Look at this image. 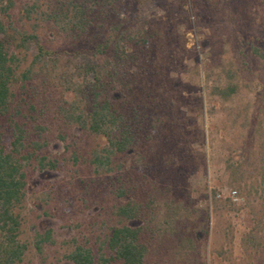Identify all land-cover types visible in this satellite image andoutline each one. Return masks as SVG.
<instances>
[{
	"label": "rangeland",
	"instance_id": "obj_1",
	"mask_svg": "<svg viewBox=\"0 0 264 264\" xmlns=\"http://www.w3.org/2000/svg\"><path fill=\"white\" fill-rule=\"evenodd\" d=\"M62 1L0 0L5 26L34 34L45 49L61 52L48 58L53 72L27 84L50 107L70 97L69 81H83L87 70L104 60L62 53L77 44L40 17L41 10ZM119 10L134 26L160 28V40L141 55L143 75L152 78V85L133 99L138 104L147 95L151 113L165 123L176 119L180 132L179 159L155 177L145 172V165L153 161L146 158L158 142L149 149L144 143L145 160L140 162L137 153L113 157L114 164L137 163L146 189L157 196L156 214L143 230L150 263L264 264V0H125L121 9H112L108 26ZM17 53L22 70L36 50L29 44ZM227 86L236 87L229 99L215 94L214 89ZM110 99L126 108L132 94L112 91ZM48 123L45 152L64 160L59 158L58 170L27 168L18 209L19 239L27 247L22 264H70L65 255L105 235L114 224L112 208L120 202L107 193L106 174L94 175L82 160L70 158L74 141L84 151L104 142L65 130L70 146L64 150L57 138L59 123ZM48 230L50 239L44 240Z\"/></svg>",
	"mask_w": 264,
	"mask_h": 264
},
{
	"label": "trees",
	"instance_id": "obj_2",
	"mask_svg": "<svg viewBox=\"0 0 264 264\" xmlns=\"http://www.w3.org/2000/svg\"><path fill=\"white\" fill-rule=\"evenodd\" d=\"M124 4L125 0H66L41 10L43 22L51 24L59 36L77 44L63 54L94 60L104 57L87 70L86 79L69 81L70 97L60 98L51 107L36 87L27 84L35 76L43 74L45 78L53 72L54 67L49 70L48 58L61 52L45 49L36 35L5 26L0 21V264H22L27 248L19 239L18 212L25 197L27 168L58 170L59 158L64 160L63 156L45 152L50 120L59 123L57 138L64 150L70 146L65 130L74 129L104 142L100 148L84 151L74 141L70 158L74 163L82 160L94 175L106 174L107 193L120 201L112 208L114 224L107 233L94 245L74 246L65 258L70 264H151L150 246L143 230L156 214L157 196L146 189L137 163L128 167L123 162L114 164L113 157L137 153L141 156L140 162L142 158L145 160L144 143L149 149L158 142V147L146 158L153 159V163L145 165V172L155 177L157 172L162 174L170 166L172 169V161L179 159L180 132L176 119L165 123L158 113H151L147 95L138 104L134 101L139 97L136 93L143 94L152 85V78L143 75L141 55L160 40L161 33L157 26L144 28L130 24L121 10L108 26L112 9H121ZM35 5L31 6L34 10ZM29 44H34L36 53L21 70L17 52L26 51ZM140 64L142 68L135 71L134 67ZM112 91L132 94L131 105L125 108L111 101ZM214 92L227 100L236 92V87L216 88ZM154 114L159 116L151 117ZM159 161H164V165H159ZM163 202L168 205L167 198ZM130 221L141 225L130 226ZM163 223L170 228L167 218ZM49 239L48 230L44 240Z\"/></svg>",
	"mask_w": 264,
	"mask_h": 264
},
{
	"label": "built area",
	"instance_id": "obj_3",
	"mask_svg": "<svg viewBox=\"0 0 264 264\" xmlns=\"http://www.w3.org/2000/svg\"><path fill=\"white\" fill-rule=\"evenodd\" d=\"M234 194V193H233Z\"/></svg>",
	"mask_w": 264,
	"mask_h": 264
}]
</instances>
